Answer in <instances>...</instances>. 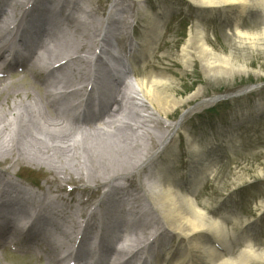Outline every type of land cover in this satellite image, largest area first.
Returning <instances> with one entry per match:
<instances>
[{
  "label": "bare ground",
  "instance_id": "1",
  "mask_svg": "<svg viewBox=\"0 0 264 264\" xmlns=\"http://www.w3.org/2000/svg\"><path fill=\"white\" fill-rule=\"evenodd\" d=\"M61 1L63 6L54 14L51 6L56 3L55 0H0V58L3 51L11 49L15 42H21L33 54L26 62L0 65V96L4 95L0 103V162L11 160L16 164L26 160L55 173L57 180L64 182L75 177L79 181L91 182L95 184L91 187L92 192L97 190L98 183L105 186L104 197L102 195L92 208L94 210L87 215L82 207L83 197L69 196L74 189L67 194H58L55 200L59 209L55 215L61 219L67 232L73 231L83 218L87 231L100 224L107 214L111 218L118 217L117 209L115 213L111 212L116 205L127 203L134 206L140 201L148 208L151 220L141 228L135 226V229L130 228L121 234L116 242L122 244L119 249L110 248V252L126 253L128 264H132L137 254L154 241L160 245L155 264H264V246L257 242V229L253 222L242 223L229 209L214 212L208 199H203L201 203L198 201L200 187L214 176L216 163L200 162L203 151L194 140H188L190 151L195 153L190 180L181 184L169 172V165L164 164L162 158L153 163L156 164L154 167H150L155 151L170 134L169 128L176 129L181 125V121L166 124L156 114L163 112L168 117L170 111L183 102L166 88L170 86L168 82L172 80L171 77L150 70L128 82L130 72L125 73V77L117 80L116 87L110 90L109 107L95 121L86 120L85 114L83 117L80 115L83 104L77 102L72 107L78 105L77 109L81 111L73 117L72 122L58 110V105L66 104L69 96L84 97V110L94 103L95 99L87 94L88 88L91 90L96 85L107 84L102 71V66L106 65L103 54L109 56V50L114 47L125 50L128 43L129 57L136 68L149 65L161 46L166 24L175 8L161 4L157 10H152L147 4H141V8L135 10L134 1L143 0H122L124 5L116 9L117 17L111 19L109 15L102 18L100 5L95 0ZM188 1L200 11L213 13L220 10L226 17L231 16V35L236 48L250 53L239 62L236 48L229 54L218 52L209 42L203 18L199 15L179 55L186 72L192 66L193 58H197L210 78L232 79L236 75L250 73L264 75L261 67L253 69L248 62L253 52H264V0ZM228 6L234 8L227 11ZM141 10L148 22L141 30L140 39L133 41L131 34L135 26L127 20V15H139ZM66 11L67 15L64 16ZM75 13H80L78 20ZM245 13H256L261 18L260 28L244 29L242 16ZM7 16L14 18L13 25L7 23ZM49 27L67 35L69 32L66 28L70 27L71 39L68 36L62 42L56 41V38L54 40L57 34ZM112 30L117 34L109 36ZM38 49L42 55L36 54ZM14 65L40 82L42 89L37 91L38 94L33 82L19 83L16 87L17 82L9 81V71ZM65 69L71 79L67 77L52 81L57 71ZM219 100L220 97H213L208 101L214 103ZM31 106L37 107L36 111L31 112ZM165 125L167 133L164 135ZM120 129H124L125 133H121ZM84 146L91 158L85 159L83 171H80L76 163ZM173 155L174 150L169 156ZM142 173H146L143 179ZM135 177L141 182L136 183ZM21 183L12 165L1 169L0 198L10 190L21 189ZM25 186L35 189L30 185ZM44 191L47 195L57 192L47 186ZM15 200L19 201L20 197H15ZM42 210L41 216L44 218L52 214L48 205L43 206ZM10 221L13 223L0 229V236H6L0 242V248L7 243L18 246L20 251L19 245L25 242L26 248L21 251L33 254L38 261L44 258L46 264L85 263L78 253H74L75 248L69 251L66 259L59 257L58 249L49 238L36 232V226L22 229L13 218ZM231 221L240 226L239 231L230 224ZM51 224L56 230H63L61 222ZM157 226H161V230L152 234L149 228ZM29 232L32 233L30 237L27 236ZM128 234L135 235L132 250L131 243L125 244ZM164 241L172 243L166 245Z\"/></svg>",
  "mask_w": 264,
  "mask_h": 264
},
{
  "label": "rangeland",
  "instance_id": "2",
  "mask_svg": "<svg viewBox=\"0 0 264 264\" xmlns=\"http://www.w3.org/2000/svg\"><path fill=\"white\" fill-rule=\"evenodd\" d=\"M95 2L100 5L102 18L108 15L112 18L114 9L124 5L122 0H95ZM133 4L135 10L141 8V4L143 6L147 4L152 10H157L161 4L172 5L175 8L170 15L173 16L166 24L161 46L151 63L146 67L139 65L130 73L132 79L140 78L150 70L166 74L172 78L168 82L170 86L166 87L167 90L177 100L183 101L170 111L168 117L163 112H156L162 122L171 124L181 121V125L176 129L169 128L170 134L161 147L155 151L150 167L156 165L153 163L162 158L163 163L169 165V172L177 177L181 184L190 180V167L192 160L195 159V153L190 151L188 140H194L203 151L200 162L216 163L214 176L200 187L197 195L198 201L201 203L203 199H208L212 205L211 210L214 212L222 211L224 208L229 209L240 218L242 223L244 221L253 222L257 229V242L264 246V75L256 76L250 73L243 76L236 75L232 79L210 78L205 74L202 63L197 58H193L192 66L187 72L185 71L179 55L190 28L199 15L203 18L209 42L218 52L229 54L232 49L236 48L231 35L233 18L226 17L222 11L216 10L213 13L209 10L200 11L188 0H143L134 1ZM232 8L234 7H226L227 11ZM76 17H78L77 14H75ZM127 20L134 24L132 36L139 40L141 30L148 22L145 13L143 10L136 16L129 13ZM242 21L244 29L256 30L261 26V18L256 13H245ZM68 36L71 39L70 35L67 37L66 35H55L53 38L62 42L63 39H68ZM235 52L239 62H242L243 57L246 58L250 53L242 49H237ZM55 59L57 58L53 60ZM248 62L253 69L261 67L264 71V52H253ZM38 68L43 70L42 67ZM21 69L16 66L10 69L9 81L17 82L16 87L19 83L21 85L33 82L38 94L37 91L42 89L40 82ZM65 73H67L66 69L57 71L52 81L66 79ZM25 87L28 88V84ZM197 92L199 94L193 96ZM3 96H0V103L3 101ZM219 96L224 99L214 103L208 101ZM9 102L11 103L12 99ZM2 106L5 108V105ZM128 106L131 105L128 104ZM60 108L61 106H59V112L66 115V112H62ZM29 109L32 112L36 111L37 107L31 106ZM67 116L69 119V112ZM164 128L166 129L167 125ZM120 132L125 133V130L120 129ZM166 133L167 129L164 135ZM172 150H174V155L169 156ZM78 156L77 169L83 171L85 159L90 160V154L85 151V146ZM9 165L14 167L16 173L26 184L42 190L47 186L59 193L67 194L72 190L71 188L75 187L76 189L73 188L74 191L69 193V196L73 198L81 195L83 197L82 207L86 215L94 210L92 208H95V204L105 194V186L99 183L97 190L92 192L91 187L95 184L91 182L79 181L74 179L75 177L64 182L57 180L55 173L26 160L16 164H13L11 160L0 162V170ZM145 174H141L142 179ZM134 179L136 183L141 182L139 178ZM230 224L235 225V230L239 231L238 224L232 221ZM26 245L22 242L19 248L23 250ZM53 245L58 247L60 257L62 248L54 243ZM3 246L0 248L2 264H46L44 258L38 261L33 254L15 249L16 246L7 243ZM82 256L83 260H86L83 254Z\"/></svg>",
  "mask_w": 264,
  "mask_h": 264
}]
</instances>
